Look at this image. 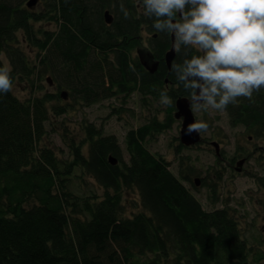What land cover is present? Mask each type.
I'll list each match as a JSON object with an SVG mask.
<instances>
[{
	"label": "trees",
	"instance_id": "1",
	"mask_svg": "<svg viewBox=\"0 0 264 264\" xmlns=\"http://www.w3.org/2000/svg\"><path fill=\"white\" fill-rule=\"evenodd\" d=\"M28 1L0 0V66L4 53L12 83L0 93V264H264L243 232L240 209L223 200L224 169L218 180L201 177L212 205L206 208L193 191L203 170L183 154L188 147L178 143L177 173L149 148L177 122L176 99L188 93L166 64L172 36L154 30L142 0H123L129 19L121 0H39L40 9ZM145 32L146 59L160 61L154 73L134 54L133 42ZM183 59L182 49L174 60ZM49 77L57 90L47 87ZM16 83L29 91L26 98L15 93ZM164 89L173 98L166 118L154 112L131 127L126 151L116 134L90 122L82 123L85 141L66 131V151L51 139L55 116L73 102L92 106L137 92L156 99ZM225 111L233 127L264 135V88ZM124 190L140 198L130 212Z\"/></svg>",
	"mask_w": 264,
	"mask_h": 264
},
{
	"label": "rangeland",
	"instance_id": "2",
	"mask_svg": "<svg viewBox=\"0 0 264 264\" xmlns=\"http://www.w3.org/2000/svg\"><path fill=\"white\" fill-rule=\"evenodd\" d=\"M41 6L42 3L40 1L35 6V9H40ZM41 25L54 29V25L48 24L46 21L42 22ZM143 34L142 38H137L133 42L134 54L137 56L142 54L144 60L152 64L153 58L150 57V60L146 59V56L151 53L148 46V36L146 32ZM1 58L4 65L6 64L10 68V62L6 54L2 53ZM47 87L49 90L56 89L49 82H47ZM14 90L21 98H26L29 95V91L24 87V84L16 83ZM169 97L172 101L173 98ZM73 103L75 107H70L66 114L60 117L54 115V123L58 126V129L52 131L51 139L60 152L68 150L64 142L66 131L71 132V136L74 135L77 142L85 141L86 130L82 123L86 122L103 128L106 134H116L126 151L125 135L127 131L131 127H138L145 123L154 112L159 113L160 118L164 120L167 115L166 112L171 105L161 104L160 94L157 95L156 99L151 97L144 99L139 92L133 93L130 98L120 95L113 99L95 103L92 106H82L75 104V102ZM151 105H153V108ZM195 115L197 122H206L209 127L202 134V147L200 148L196 145L188 147V149L183 151V154L193 158L195 165L198 168H202V175L195 176L200 181H202L201 177L206 175H211V182L218 180V169H224V177L219 182L222 187L223 200L240 209L244 234L252 242L254 251L264 254V139H256L252 142L249 138L250 134L245 132L243 126L233 127L230 124L225 110L222 112L213 109L208 111L200 110L195 112ZM176 120L177 122L171 129L162 132L148 143L149 148L154 153H158L170 161L171 169L175 173L178 172L177 150L178 143H181L180 131L182 126V120L177 118ZM213 141L221 144V152L224 154L222 160H220L221 158L217 159L219 155L216 152V147L212 144ZM84 146L87 147V144ZM247 153L250 154L249 161L243 166V171L238 172L235 169V167H239L237 162L242 157H245ZM125 155H127V152ZM90 179H88L89 182ZM90 183L92 184V182ZM94 185L97 191L104 193V190L98 184L94 182ZM199 187L198 191H193L207 208L211 205L208 204V186L199 185ZM123 200L127 212H130L134 206L133 201L139 202L140 198L137 192L124 190Z\"/></svg>",
	"mask_w": 264,
	"mask_h": 264
},
{
	"label": "clouds",
	"instance_id": "3",
	"mask_svg": "<svg viewBox=\"0 0 264 264\" xmlns=\"http://www.w3.org/2000/svg\"><path fill=\"white\" fill-rule=\"evenodd\" d=\"M119 7L129 19L123 0ZM142 7L157 33L174 36L175 52L183 49V61L173 60L171 70L188 93L192 112H222L264 88V0H142ZM190 49L199 54L189 56ZM11 90L5 64L0 66V93ZM171 102L167 89L161 91L160 103ZM208 127L194 122L188 132L203 134Z\"/></svg>",
	"mask_w": 264,
	"mask_h": 264
},
{
	"label": "water",
	"instance_id": "4",
	"mask_svg": "<svg viewBox=\"0 0 264 264\" xmlns=\"http://www.w3.org/2000/svg\"><path fill=\"white\" fill-rule=\"evenodd\" d=\"M38 2H39V0H29L27 2V6L33 8L37 5ZM105 16H106L107 22L111 23L112 19H113V16L111 15V13L109 11H107L105 13ZM173 44H174V36H172V45H171L170 50L166 53V58H165L166 64L169 67V69H171V64H172V62L176 56V52L174 50ZM139 56L141 57L143 65H145L150 72L154 73L158 70L159 65H160V61L153 60V63L149 64L147 60H144L142 54H139ZM48 82L51 85L53 84V81L50 77L48 78ZM67 94H68L67 92L62 93V97L64 99H67L68 98ZM175 105H176L175 117L177 119L182 120V126H181V131H180L181 143L187 147H191V146H194V145L200 143L203 140L201 133H198V132L189 133L188 132V125L190 123L197 122V118H196L195 113L191 111L190 101L187 99V96L178 97L176 99ZM212 144L216 147L217 154L220 155V144H219V142L213 141ZM110 158H111L110 159L111 163H113V164L118 163V160L116 157L111 156ZM242 162H243V160L239 161L238 165H241ZM195 183L198 186L200 184V179L196 178Z\"/></svg>",
	"mask_w": 264,
	"mask_h": 264
},
{
	"label": "flooded vegetation",
	"instance_id": "5",
	"mask_svg": "<svg viewBox=\"0 0 264 264\" xmlns=\"http://www.w3.org/2000/svg\"><path fill=\"white\" fill-rule=\"evenodd\" d=\"M249 138H250V140L253 142L254 140H256V139H264V135H260V136H256V135H253V134H250L249 135ZM220 144V143H219ZM200 148L202 147V144L199 146ZM258 148V147H257ZM246 150V149H245ZM244 153V152H243ZM218 158H221L220 160H222L223 158H224V154H223V152H221V144H220V155L218 156ZM248 158H250V154L249 153H247V155L245 156V157H242V159H240L239 161H241V160H243V162H242V164L241 165H238V162H237V165L239 166V167H235V169L238 171V172H242L243 171V166L246 164V163H248ZM222 161H220V163H221ZM222 164H223V162H222ZM199 185H201V181H200V184ZM198 185V186H199Z\"/></svg>",
	"mask_w": 264,
	"mask_h": 264
}]
</instances>
